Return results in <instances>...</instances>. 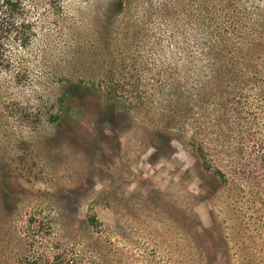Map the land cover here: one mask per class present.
Returning a JSON list of instances; mask_svg holds the SVG:
<instances>
[{
	"label": "rangeland",
	"instance_id": "obj_1",
	"mask_svg": "<svg viewBox=\"0 0 264 264\" xmlns=\"http://www.w3.org/2000/svg\"><path fill=\"white\" fill-rule=\"evenodd\" d=\"M133 2L31 3L0 68V264H264V83L229 82L211 30L264 37V0Z\"/></svg>",
	"mask_w": 264,
	"mask_h": 264
},
{
	"label": "trees",
	"instance_id": "obj_2",
	"mask_svg": "<svg viewBox=\"0 0 264 264\" xmlns=\"http://www.w3.org/2000/svg\"><path fill=\"white\" fill-rule=\"evenodd\" d=\"M38 1V0H36ZM54 3H59L60 0H51ZM134 0H113L118 11L123 10L128 4L129 6ZM167 1V0H166ZM171 0H168L170 3ZM35 2V0H0V68L9 69L13 65V58L10 53L11 48H15L16 45L27 46L33 37V29L34 23L30 19L31 13V3ZM204 6H207L206 4ZM207 12H212V9L207 6ZM194 9V7H193ZM237 13V8L234 9ZM202 10L198 9L197 11L193 10L192 16L193 20L195 18L201 19L202 21L198 22V29L200 24L206 25L207 28L210 27V23L214 20L211 16H199L201 15ZM224 22V21H223ZM227 24L231 25L230 29L227 26L216 29L212 27L211 30H218L221 36L222 44L226 47L227 52L229 54L225 56L228 62L232 64L229 67L228 71V81L233 82V84L237 80H241L242 84L245 80H261L259 82L264 83V37L261 32L258 39L253 37L256 32L257 27H254V24L239 19H231L225 21ZM258 24V23H257ZM261 30L264 32V23L261 24ZM237 58L238 62L241 64L242 73L236 68L234 63H237L234 59ZM240 66V65H239ZM241 76V77H240ZM242 78V79H241ZM232 84V85H233ZM254 84V83H253ZM244 85V84H243ZM245 86V85H244ZM60 104V108L57 114L52 115L55 121H58L61 118L62 113L65 110V104ZM198 152L203 159L204 166L207 170L212 171L214 174L227 178L226 172L222 170L220 167H214L210 162L209 157L204 148L199 147ZM8 173H6L4 165H0V184L2 188V195H4V199H11V195L13 191L11 187H9L10 183H8ZM227 180V179H226ZM3 186V187H2ZM1 204L3 206V200L1 198ZM89 221L93 224H96L98 219L95 215H91L89 217ZM208 260L206 264L210 263ZM63 263V262H62ZM58 262H48L45 264H62Z\"/></svg>",
	"mask_w": 264,
	"mask_h": 264
}]
</instances>
